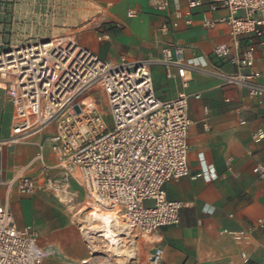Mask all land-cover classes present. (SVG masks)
<instances>
[{
  "label": "built area",
  "instance_id": "2783aa9c",
  "mask_svg": "<svg viewBox=\"0 0 264 264\" xmlns=\"http://www.w3.org/2000/svg\"><path fill=\"white\" fill-rule=\"evenodd\" d=\"M158 5L162 10L172 5L176 20L207 6L204 27L225 24L233 41V47L217 46L213 55L231 64L234 73L217 69L213 75L249 97L264 96V74L257 68L258 55H264V0H185L184 13L181 0H162ZM220 10L228 16L212 21L208 14ZM98 39L109 40V34L103 32ZM241 39L249 42L244 50ZM154 65L166 66L168 80L173 79L170 67H175L183 89L192 81L182 47L162 51L159 59L121 57L116 63L102 59L73 36L17 42L0 50L4 85L0 90L12 108L10 133L0 137V187L6 189L0 202V264H42L48 256L32 226L17 227L10 204L13 193L19 197L60 193L74 182L83 189L90 209L122 215L136 238L180 224L183 204L167 199L165 185L189 176L188 108L190 99L200 96L181 92L175 99L157 98ZM104 106L113 119L111 128ZM44 134L36 157L7 179L5 155ZM253 173L264 180V164ZM231 235L237 242L247 240L243 232ZM240 257L243 264H253L246 253ZM149 264H163L162 249L154 251Z\"/></svg>",
  "mask_w": 264,
  "mask_h": 264
},
{
  "label": "crops",
  "instance_id": "0c3cea01",
  "mask_svg": "<svg viewBox=\"0 0 264 264\" xmlns=\"http://www.w3.org/2000/svg\"><path fill=\"white\" fill-rule=\"evenodd\" d=\"M161 1L84 0L81 18L95 19L89 27L79 29V33H86L82 42L75 37L83 47L114 63L121 57L132 61L159 59L162 51L182 47L190 85L182 88L175 67H170L173 79L168 80L166 66L154 65L155 94L162 101L175 99L181 92L200 96L191 98L188 108L189 176L165 185L167 199L183 204L180 224L139 238L135 259L121 264H149L156 249L163 250V264H243L242 252L253 264H264V180L253 173L264 164V96L249 97L213 75L217 69L223 74L234 73L231 64L213 55L217 46L233 47V41L225 24L204 27L207 6L194 10L191 17L176 20L173 6L162 10L158 5ZM181 5L184 13L185 0ZM208 16L218 22L228 13L220 10ZM97 28L100 35L108 33L109 40L99 41ZM63 36L68 34L59 37ZM248 44L241 39L240 49ZM257 68L264 74L262 54L258 55ZM1 99L0 95V103ZM5 102L10 106L6 94ZM46 136H35L13 154L5 155L7 179L36 157ZM45 157L48 164L53 162L48 148ZM0 193L5 196L6 189L0 187ZM10 204L12 212L15 204L21 205L20 229L32 226L39 234V244L48 253L42 264H99L94 240L67 222L58 205L39 198L18 200L14 193ZM234 232H243L247 240L237 242L231 235Z\"/></svg>",
  "mask_w": 264,
  "mask_h": 264
},
{
  "label": "rangeland",
  "instance_id": "374dc122",
  "mask_svg": "<svg viewBox=\"0 0 264 264\" xmlns=\"http://www.w3.org/2000/svg\"><path fill=\"white\" fill-rule=\"evenodd\" d=\"M84 0H0V50L5 49L11 44L17 42L31 43L39 40H48L53 37H59L64 34L74 36L82 42L85 32L79 33V29L89 27L94 22V17L82 19ZM97 28V37L100 35ZM0 88H4L0 84ZM2 101L0 103V136H7L11 128L10 106L5 102V92L0 90ZM102 101L105 99L102 96ZM103 111L106 114L105 121L111 128L113 119L110 110L104 106ZM0 197L4 194L0 193ZM16 197V194H14ZM18 200H28L39 198L47 200L59 206L60 213L70 224L74 225L82 234L94 240V247L99 255V264H121L124 260L135 259L136 241L141 237H135V234H129L126 220L122 215L115 212L109 213L118 217L120 222L121 251L123 254H111L108 252L109 242L101 237V234L93 232L86 233V220L90 214L100 212L90 209L87 206V198L83 189L74 182L64 192L55 193L53 191H41L30 197H18ZM21 205L13 206V214L16 219L17 227H21L23 221L21 216ZM103 212V211H101ZM108 213V212H107ZM124 230V231H122ZM125 235H124V234ZM107 242V243H105Z\"/></svg>",
  "mask_w": 264,
  "mask_h": 264
},
{
  "label": "bare ground",
  "instance_id": "6f19581e",
  "mask_svg": "<svg viewBox=\"0 0 264 264\" xmlns=\"http://www.w3.org/2000/svg\"><path fill=\"white\" fill-rule=\"evenodd\" d=\"M0 84H2L0 82ZM102 211V210H101ZM96 212L89 215L86 220V232L95 231L98 234H101V237L109 242L108 252L111 254H123L121 251V235L120 233V222L118 217L109 214L113 212ZM116 213V212H115ZM124 231V230H122ZM124 234V233H123ZM125 235V234H124ZM107 243V242H105ZM95 249V248H94ZM97 253V251L95 250Z\"/></svg>",
  "mask_w": 264,
  "mask_h": 264
}]
</instances>
